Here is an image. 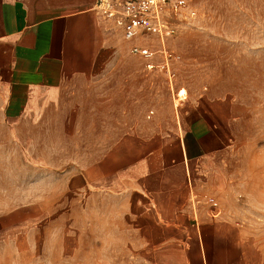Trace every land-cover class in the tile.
Here are the masks:
<instances>
[{
    "label": "rangeland",
    "instance_id": "obj_1",
    "mask_svg": "<svg viewBox=\"0 0 264 264\" xmlns=\"http://www.w3.org/2000/svg\"><path fill=\"white\" fill-rule=\"evenodd\" d=\"M186 1L194 12L165 45L123 31L111 60L47 117L10 125L0 115V264H157L158 232L136 231L131 196L95 180L152 155L186 112L208 122L217 150L188 176L194 215L231 220L250 262L264 264V0ZM162 50L174 54L173 78Z\"/></svg>",
    "mask_w": 264,
    "mask_h": 264
},
{
    "label": "crops",
    "instance_id": "obj_2",
    "mask_svg": "<svg viewBox=\"0 0 264 264\" xmlns=\"http://www.w3.org/2000/svg\"><path fill=\"white\" fill-rule=\"evenodd\" d=\"M124 36L97 10V0H0L1 117L10 125L47 117L68 86L111 60ZM209 133L206 120L186 112L182 127L166 133L152 155L119 177L95 180L131 196L136 231L158 232L154 263L252 264L231 220L205 212L197 217L190 204L188 176L205 170L217 152Z\"/></svg>",
    "mask_w": 264,
    "mask_h": 264
},
{
    "label": "built area",
    "instance_id": "obj_3",
    "mask_svg": "<svg viewBox=\"0 0 264 264\" xmlns=\"http://www.w3.org/2000/svg\"><path fill=\"white\" fill-rule=\"evenodd\" d=\"M97 10L117 28L131 36L156 34L162 39L164 45L165 36L170 35L176 29V19L194 12L186 0H97ZM133 51L146 57L151 56L148 48L136 46ZM161 52L164 53V62L161 67L167 69L173 78L175 74L171 73V64L174 54L169 50ZM147 66L157 67L155 63H149ZM205 198V205L210 206L209 209L211 208L213 215H220L223 209L218 199L214 196ZM201 202L197 199L199 205Z\"/></svg>",
    "mask_w": 264,
    "mask_h": 264
},
{
    "label": "bare ground",
    "instance_id": "obj_4",
    "mask_svg": "<svg viewBox=\"0 0 264 264\" xmlns=\"http://www.w3.org/2000/svg\"><path fill=\"white\" fill-rule=\"evenodd\" d=\"M136 40L140 41V42H144L145 40H150V38L148 36H142V35H138L136 36ZM152 40H154L152 38ZM186 95V91L182 90V92L179 94V96H185ZM181 114H180V122L182 123V119H181Z\"/></svg>",
    "mask_w": 264,
    "mask_h": 264
}]
</instances>
